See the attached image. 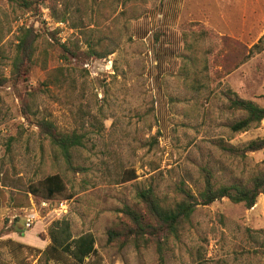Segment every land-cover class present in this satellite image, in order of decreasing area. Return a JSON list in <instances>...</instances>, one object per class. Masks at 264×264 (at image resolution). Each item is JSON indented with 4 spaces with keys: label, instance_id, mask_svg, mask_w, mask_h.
<instances>
[{
    "label": "rangeland",
    "instance_id": "1",
    "mask_svg": "<svg viewBox=\"0 0 264 264\" xmlns=\"http://www.w3.org/2000/svg\"><path fill=\"white\" fill-rule=\"evenodd\" d=\"M25 1L0 0V264H264V195L252 208L198 206L177 239L149 230L134 243L124 211L154 226L141 191L173 204L179 186L203 189L204 171L214 187L264 174V149L242 151L264 120L231 130L246 116L231 101L257 95L264 74V55L233 70L255 43L239 34L259 30L242 20L254 2ZM24 29L30 60L17 52ZM89 45L100 58L82 54ZM44 121L83 136L71 166ZM55 174L64 190L48 199L42 181ZM84 235L94 253L77 263L64 250Z\"/></svg>",
    "mask_w": 264,
    "mask_h": 264
},
{
    "label": "trees",
    "instance_id": "2",
    "mask_svg": "<svg viewBox=\"0 0 264 264\" xmlns=\"http://www.w3.org/2000/svg\"><path fill=\"white\" fill-rule=\"evenodd\" d=\"M10 2H21L26 3L25 0H9ZM26 5V4H25ZM32 36L29 29H24L22 36L20 37L17 45V52L25 57L27 60L31 59L33 54V41L30 39ZM264 50V34L254 44L243 57L240 64L234 68L237 69L247 60H249L253 54L260 53ZM72 55L77 56V52L70 51ZM82 54L89 57H101L99 52L95 50L91 45L82 52ZM16 57V66L22 63V57ZM235 95L234 93H232ZM236 96V95H235ZM237 99L231 101L230 107L236 110H242L246 113L244 119L236 122L231 126V130L234 132L246 131L251 125H257L264 120V109L259 108L253 103L245 100H241L236 96ZM41 128L44 130L47 138L51 145H53L62 155L65 163L71 166V154L70 151L76 147L82 146L83 136L70 133L62 134L57 132L53 125L49 122H41ZM264 149V138L250 141L242 150L245 153L258 152ZM230 152L234 151L229 149ZM204 186L203 189L197 194L193 195L190 191L184 189L182 186L177 188V192L180 195V200L173 204H167L159 200L151 190H144L138 193L137 197L139 201L144 204L146 213L150 221H153L155 225L146 222L144 223V217L136 214L130 209H125V214L129 216L136 225L137 231L135 232L136 237L133 242L137 243L140 239H144V234L147 231L152 230L154 236L161 234L163 239L172 237L177 239L179 236L180 229L185 224H189L190 218L195 212L198 206H207L215 201L221 199H227L232 203H242L246 208H252L257 201L259 195H264V174L256 177L250 186L230 185V186H219L214 187L211 182V178L207 171H204ZM45 191L46 198H53L55 195H59L64 190V184L59 175H50L42 181ZM108 241H113L117 237L116 232L109 231ZM160 241H157L158 250L161 248ZM74 247V259L77 263H82L83 259L94 253V240L91 235H84L68 243L65 246L66 252L71 251L70 247Z\"/></svg>",
    "mask_w": 264,
    "mask_h": 264
},
{
    "label": "crops",
    "instance_id": "3",
    "mask_svg": "<svg viewBox=\"0 0 264 264\" xmlns=\"http://www.w3.org/2000/svg\"><path fill=\"white\" fill-rule=\"evenodd\" d=\"M251 2H254V3L251 5L249 14L246 15L245 12L243 11L242 20H246L248 18L250 22L247 25L249 27L259 28V30L255 34L253 33V31H250V32L242 31L239 34L245 35V37H248L246 39L241 38L240 39L241 41H252V42H255L254 44H256L258 40L264 34V0H251ZM243 25L246 26L245 24ZM252 37H255L254 40H251ZM262 55H264V50L261 53H255L248 60V62L253 63V61H255L258 57ZM239 70H241V67L236 71H239ZM254 78H255V81H254L255 86L257 87V92H256L257 95L255 96L252 95L249 98L242 99V100L249 101L253 103L254 105H256L257 107L264 109V74L261 71H256Z\"/></svg>",
    "mask_w": 264,
    "mask_h": 264
},
{
    "label": "built area",
    "instance_id": "4",
    "mask_svg": "<svg viewBox=\"0 0 264 264\" xmlns=\"http://www.w3.org/2000/svg\"><path fill=\"white\" fill-rule=\"evenodd\" d=\"M31 224H32V220H31L30 218H27V220H26V225H27L28 227H30Z\"/></svg>",
    "mask_w": 264,
    "mask_h": 264
}]
</instances>
